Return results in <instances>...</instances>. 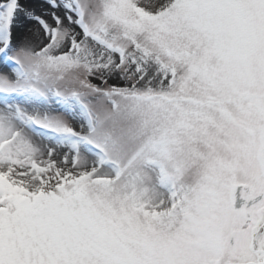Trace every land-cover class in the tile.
I'll use <instances>...</instances> for the list:
<instances>
[{
	"label": "snow or ice",
	"instance_id": "snow-or-ice-1",
	"mask_svg": "<svg viewBox=\"0 0 264 264\" xmlns=\"http://www.w3.org/2000/svg\"><path fill=\"white\" fill-rule=\"evenodd\" d=\"M0 264H264V0H0Z\"/></svg>",
	"mask_w": 264,
	"mask_h": 264
},
{
	"label": "rangeland",
	"instance_id": "rangeland-1",
	"mask_svg": "<svg viewBox=\"0 0 264 264\" xmlns=\"http://www.w3.org/2000/svg\"><path fill=\"white\" fill-rule=\"evenodd\" d=\"M31 27L30 25L22 26L20 29L16 32V38L19 40L24 35H30V33L27 32V28Z\"/></svg>",
	"mask_w": 264,
	"mask_h": 264
}]
</instances>
